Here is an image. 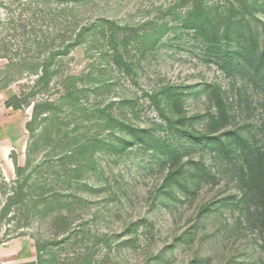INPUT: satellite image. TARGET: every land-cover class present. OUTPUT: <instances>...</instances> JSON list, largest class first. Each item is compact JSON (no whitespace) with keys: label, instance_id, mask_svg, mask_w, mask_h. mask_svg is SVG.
<instances>
[{"label":"rangeland","instance_id":"rangeland-1","mask_svg":"<svg viewBox=\"0 0 264 264\" xmlns=\"http://www.w3.org/2000/svg\"><path fill=\"white\" fill-rule=\"evenodd\" d=\"M0 264H264V0H0Z\"/></svg>","mask_w":264,"mask_h":264}]
</instances>
